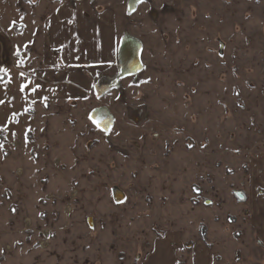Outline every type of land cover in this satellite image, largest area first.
<instances>
[{
  "label": "rangeland",
  "instance_id": "1",
  "mask_svg": "<svg viewBox=\"0 0 264 264\" xmlns=\"http://www.w3.org/2000/svg\"><path fill=\"white\" fill-rule=\"evenodd\" d=\"M68 1L0 0L20 77ZM129 1L92 3L143 47L102 98L24 108L0 83V264H144L166 241L189 264L198 240L214 264H264V0Z\"/></svg>",
  "mask_w": 264,
  "mask_h": 264
},
{
  "label": "crops",
  "instance_id": "2",
  "mask_svg": "<svg viewBox=\"0 0 264 264\" xmlns=\"http://www.w3.org/2000/svg\"><path fill=\"white\" fill-rule=\"evenodd\" d=\"M43 33L42 66L30 71L32 79H28L19 75L23 67L19 66L16 40L0 32V69L4 70L0 83H9L22 96L27 93L24 108L29 102L85 101L95 95L99 97L100 82L109 84L120 74L119 51L124 36L118 35L112 14L99 11L90 0L60 5L46 18ZM119 81L122 79L116 80ZM21 86H25L23 91ZM106 119L107 116L101 122ZM166 242L159 244L161 252L167 250ZM161 252L149 255L144 264H184L178 259L169 262L167 254ZM191 259L189 264H214L212 249L202 240L191 246Z\"/></svg>",
  "mask_w": 264,
  "mask_h": 264
},
{
  "label": "water",
  "instance_id": "3",
  "mask_svg": "<svg viewBox=\"0 0 264 264\" xmlns=\"http://www.w3.org/2000/svg\"><path fill=\"white\" fill-rule=\"evenodd\" d=\"M142 0H138V4ZM132 1H130V4ZM142 43L140 40L130 37L127 35L124 36L121 45H120V74L118 75V78H126L129 76H136L139 74L143 68H142V61H141V52H142ZM106 114L107 120L104 122L98 123L103 129L105 128H111L113 126V117L111 116L109 110L105 107L98 108L94 114L93 118L96 122V117L98 114ZM97 123V122H96ZM105 124V125H104ZM235 196L239 202H245L246 196L241 192H236ZM90 226H93L92 221L90 220Z\"/></svg>",
  "mask_w": 264,
  "mask_h": 264
},
{
  "label": "flooded vegetation",
  "instance_id": "4",
  "mask_svg": "<svg viewBox=\"0 0 264 264\" xmlns=\"http://www.w3.org/2000/svg\"><path fill=\"white\" fill-rule=\"evenodd\" d=\"M132 3L130 4V7L131 9H136V7H138V0H131ZM130 3V2H129ZM127 36H130L129 34ZM132 37V36H130ZM141 58H142V52H141ZM142 61V60H141ZM142 68H143V64H142ZM142 72V71H141ZM138 75V74H137ZM125 79V78H122V80ZM111 81V80H110ZM115 80L112 82H110L109 84H107L106 86H103L102 89H104L102 92H105L106 90H110L111 88H116L117 86V82H115ZM108 86V87H107ZM101 108V107H100ZM102 116L101 117H106V114L102 113L101 114ZM97 121L100 123L102 121V119L99 121V116H97ZM105 125V124H104ZM102 130V129H101ZM108 132L111 130L110 128L106 129ZM104 131V130H103Z\"/></svg>",
  "mask_w": 264,
  "mask_h": 264
},
{
  "label": "bare ground",
  "instance_id": "5",
  "mask_svg": "<svg viewBox=\"0 0 264 264\" xmlns=\"http://www.w3.org/2000/svg\"><path fill=\"white\" fill-rule=\"evenodd\" d=\"M130 1H131V0H130ZM130 8H131V7H130ZM127 37H128V36H127ZM123 78H124V77H123ZM126 78H127V77H126ZM120 79H122V78H118V77H117V79H115V82H116V80H120ZM115 82H114V83H115ZM97 116H99V121H100L101 119H104L103 117H101V116H102L101 114H98ZM93 119H94V118H93ZM97 119H98V118L96 117V122L99 123V122L97 121ZM106 120H107V119H106ZM105 129H108V128H105ZM103 130H104V129H103Z\"/></svg>",
  "mask_w": 264,
  "mask_h": 264
},
{
  "label": "snow or ice",
  "instance_id": "6",
  "mask_svg": "<svg viewBox=\"0 0 264 264\" xmlns=\"http://www.w3.org/2000/svg\"><path fill=\"white\" fill-rule=\"evenodd\" d=\"M18 54V53H17ZM23 61H20V63H22ZM0 71H4L3 69H0ZM21 75H23V73H21ZM24 87L25 86H21V91H23L24 90Z\"/></svg>",
  "mask_w": 264,
  "mask_h": 264
},
{
  "label": "built area",
  "instance_id": "7",
  "mask_svg": "<svg viewBox=\"0 0 264 264\" xmlns=\"http://www.w3.org/2000/svg\"><path fill=\"white\" fill-rule=\"evenodd\" d=\"M77 1H78V0H77ZM90 2H91V3H94V2H95V0H90Z\"/></svg>",
  "mask_w": 264,
  "mask_h": 264
},
{
  "label": "trees",
  "instance_id": "8",
  "mask_svg": "<svg viewBox=\"0 0 264 264\" xmlns=\"http://www.w3.org/2000/svg\"><path fill=\"white\" fill-rule=\"evenodd\" d=\"M203 236H204V237H206V235H205V234H203Z\"/></svg>",
  "mask_w": 264,
  "mask_h": 264
}]
</instances>
